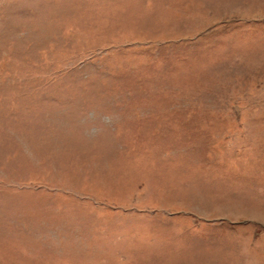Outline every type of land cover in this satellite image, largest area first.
<instances>
[{
  "label": "rangeland",
  "instance_id": "obj_1",
  "mask_svg": "<svg viewBox=\"0 0 264 264\" xmlns=\"http://www.w3.org/2000/svg\"><path fill=\"white\" fill-rule=\"evenodd\" d=\"M0 264H264V0H0Z\"/></svg>",
  "mask_w": 264,
  "mask_h": 264
}]
</instances>
